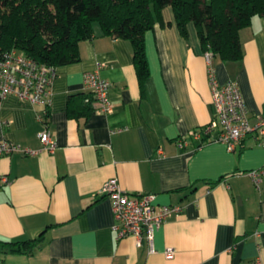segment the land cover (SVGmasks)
<instances>
[{"label":"crops","instance_id":"1","mask_svg":"<svg viewBox=\"0 0 264 264\" xmlns=\"http://www.w3.org/2000/svg\"><path fill=\"white\" fill-rule=\"evenodd\" d=\"M145 35L150 76L142 93L129 41L104 35L79 44L80 59L58 66L48 121L57 148L42 150V106L17 96L0 99V145L6 140L35 155L0 157V239L42 241L32 254L0 245V264H264V146L248 136L235 151L217 132L190 136L214 117L209 66L193 22L181 35L173 9ZM243 58L211 66L220 84L236 81L250 122L264 116V15L240 32ZM109 82L111 113L68 115L69 97L85 92L84 74ZM184 139L186 144L180 145ZM7 177L8 183L1 178ZM116 178L131 194H154L172 205L154 235L118 238L111 200L102 188ZM169 248L175 250L166 258Z\"/></svg>","mask_w":264,"mask_h":264},{"label":"trees","instance_id":"2","mask_svg":"<svg viewBox=\"0 0 264 264\" xmlns=\"http://www.w3.org/2000/svg\"><path fill=\"white\" fill-rule=\"evenodd\" d=\"M171 7L182 36L196 26L203 51L222 61L243 58L240 32L255 15H264V0H0V53L22 52L40 64L62 66L80 59L79 44L94 36L97 23L104 35L130 42L142 93L150 76L145 35L156 23L165 24L162 11ZM91 92L69 97L72 118L94 111ZM0 239L13 253L32 254L42 241Z\"/></svg>","mask_w":264,"mask_h":264},{"label":"built area","instance_id":"3","mask_svg":"<svg viewBox=\"0 0 264 264\" xmlns=\"http://www.w3.org/2000/svg\"><path fill=\"white\" fill-rule=\"evenodd\" d=\"M209 66L210 84L212 90V108L214 117L211 122L200 129L193 130L190 136L201 139L204 134L217 132L215 141L225 144L229 151H235L245 138L252 137L258 146H264V116L256 115V122L251 124L249 112L243 101L239 85L229 80L220 84L215 77V70L211 66L214 57L211 51L204 52ZM58 75V68L40 64L27 57L22 52L10 50L0 53V99L14 95L29 101L33 105L42 106L43 110L36 115L42 124L38 137L43 145L42 150L53 154L57 148L52 136L49 121L48 107L50 105L51 87ZM109 82L102 79L98 72L84 74V88L93 95L94 107L104 113L113 111L108 99ZM95 110V109H94ZM186 141L182 138L180 145ZM20 151L26 155H35L39 150L22 148L4 140L0 145V157ZM257 187L264 176V170L250 173ZM2 183L7 184L8 178L2 177ZM108 196L112 203L115 218L114 230L118 238L134 236L138 245L145 239L149 252L154 253V235L166 218L181 211V207L172 205L157 206L154 203V194L135 195L124 191L116 178L110 179L101 191ZM175 250L169 248L166 258H173Z\"/></svg>","mask_w":264,"mask_h":264}]
</instances>
